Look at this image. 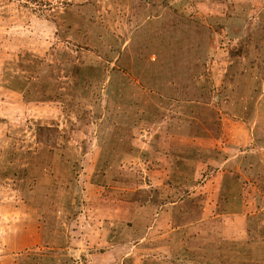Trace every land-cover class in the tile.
Instances as JSON below:
<instances>
[{
	"label": "rangeland",
	"instance_id": "374dc122",
	"mask_svg": "<svg viewBox=\"0 0 264 264\" xmlns=\"http://www.w3.org/2000/svg\"><path fill=\"white\" fill-rule=\"evenodd\" d=\"M0 264H264V0H0Z\"/></svg>",
	"mask_w": 264,
	"mask_h": 264
},
{
	"label": "trees",
	"instance_id": "16d2710c",
	"mask_svg": "<svg viewBox=\"0 0 264 264\" xmlns=\"http://www.w3.org/2000/svg\"><path fill=\"white\" fill-rule=\"evenodd\" d=\"M224 28V25H221ZM220 25H217L216 27H214V31H210L209 36H213V32H217V30H219V28L222 29ZM226 28V27H225ZM229 37H231V39H233L232 35H229ZM241 42V41H240ZM242 50V45L240 44L239 47H236L235 49L229 50V54L231 56H239Z\"/></svg>",
	"mask_w": 264,
	"mask_h": 264
},
{
	"label": "crops",
	"instance_id": "0c3cea01",
	"mask_svg": "<svg viewBox=\"0 0 264 264\" xmlns=\"http://www.w3.org/2000/svg\"><path fill=\"white\" fill-rule=\"evenodd\" d=\"M228 160L229 159H226L225 162L228 161ZM240 203H241V201H240ZM242 204H243L242 209L246 210L247 203L244 201V199L242 200ZM244 210H243L242 213H233V212H231L233 214H229V215L233 216L234 220L237 219V218H239V219L242 218L243 219V217H245L244 215L246 214V212H244ZM231 216H230V218H232Z\"/></svg>",
	"mask_w": 264,
	"mask_h": 264
}]
</instances>
